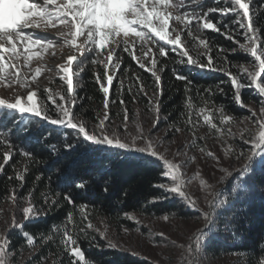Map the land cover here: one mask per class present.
<instances>
[{
  "label": "trees",
  "instance_id": "1",
  "mask_svg": "<svg viewBox=\"0 0 264 264\" xmlns=\"http://www.w3.org/2000/svg\"><path fill=\"white\" fill-rule=\"evenodd\" d=\"M197 4L200 9L206 10L213 6L222 7L227 4V0H203L202 4L199 3V0H193V6L188 7V10H193ZM250 12L253 15L257 35L264 41V0H252ZM210 18L221 25L228 24L235 19L232 16L222 17L219 13H213ZM192 31L197 32L195 25ZM226 31L232 33V40L212 30L200 32L201 38L206 36L213 45L209 54L215 57L217 51L222 47L228 50L224 66L228 67L231 72L237 73L245 67L252 70L253 58L250 57V54L241 50H237L235 54L232 52L233 48L239 49L240 43H247L244 39V30L233 24ZM167 50L168 56L160 57L157 53L155 58L158 62L157 68L160 69L158 74L161 76L163 89V95L160 97L162 100L161 114L168 117V122L161 120L156 129H153L154 132H157V129H165L167 132L168 123L175 122L182 130L179 133L170 132L168 137L183 134L190 139L191 154H202L201 149L205 150L216 142H220L222 145L224 142L225 144L230 143L235 153L227 155L228 174L224 175L214 188L215 196H218L217 203L226 201V204L215 212V236L210 241L203 242L201 259L207 260L210 264H260V261L264 260V169L258 163H254L252 170L240 176V179H247L251 176L250 197L243 198L240 189L237 190L240 198H237V193L231 192V189L239 182L236 179L237 174L247 163L245 158H238L237 154L240 152H243L245 156L249 154V138L259 131V129L254 130L249 126H241V123L246 120L245 117L253 119L248 109L255 111V108H260L259 98L253 91L254 86H248V81H244L246 88L242 91V99L248 108L237 107L232 102L233 89L226 75L219 71L201 73L196 69L190 70L186 64L180 63L178 53L172 52L171 46H168ZM119 51L121 68L117 71L109 92L108 112L111 123L108 126L113 130L123 129L125 109L128 112L131 108L136 109L135 115L140 118L144 117L150 120V116L154 117L148 104L149 97L153 95L155 88L151 72L140 68L137 61L132 60L122 49ZM201 59L206 61L207 57L201 55ZM173 69L192 80V83L188 85L190 92H185V82L175 78ZM102 72V65L86 63L79 76L74 77V82L78 80L79 85L76 87L78 98L73 110L78 118L87 123L89 129L98 123V118L103 119L104 116L105 97L99 85L95 83L94 77V73ZM240 74L243 75L242 71ZM137 77L139 80L136 79ZM121 80L123 87L120 84ZM140 82H143L148 92L147 96L137 93ZM130 87L132 92L128 91ZM220 88L224 90L225 94L222 95L218 91ZM205 89H211L210 97ZM134 94L136 95L135 99H133ZM121 100L124 101L123 104L120 103ZM205 101H209L207 105ZM189 103L191 104L190 108L187 107ZM221 105H224L226 114L233 115L235 119L229 124H221L219 113L213 111V122L220 129L218 132L205 124L203 117L198 116L197 113L201 108L215 109ZM189 112L192 114L194 128L186 123ZM132 119L133 117L128 116L127 122ZM197 120L199 123H196ZM15 123H19L18 117ZM9 130L13 132L10 139L15 147L13 158L5 166V174L0 175V210L13 204L9 198L13 191H16L18 197L24 198L18 201L22 206H26L27 194L32 191V202L35 206L46 209V215L42 214L38 220L29 221L25 225V230L32 234L36 241L34 249L26 246L20 233L12 232L11 238L15 245V250L10 256L12 261L20 263L26 255L25 264H37L40 257L46 256V264H61V262L68 264V257L61 243V235L67 224L68 212L74 214L75 227L68 225L74 235L79 234L81 227H86L88 221H82L79 208L81 204L88 205L84 209V214L88 216V220L93 226H96L95 219L97 218L106 222L109 228L116 233L125 229L140 230L144 235H148L155 245H166L168 260L176 259V254L173 251L174 242L161 233L152 236L149 227L142 224V219L153 221L162 218L164 214H169V218L190 221L198 220L200 213L183 206L177 198H169L155 204L147 202L152 196L161 195V190L154 188L153 184L171 183L170 178L162 176L163 167L153 169L140 160L110 157L95 152L82 142V138L81 141H78L71 129L65 130L48 124H36L30 126V129L17 133L10 124ZM3 135L8 138L7 132ZM244 140H249V144H245ZM66 142L74 145L69 151L64 149ZM5 150V147H0V163H3L2 156ZM21 151L32 153L34 159L28 160L20 155ZM25 169H27L26 172ZM101 169H105V171L102 173ZM17 172H22L25 175L22 186L15 179L8 180L9 176L15 177ZM37 176L40 177L39 180L36 179ZM80 179L88 182L89 189L85 190L86 194L82 193L80 197L76 198L74 207L63 199V195L66 192L75 195V191L78 190H74L72 185ZM106 184L108 186L107 193L103 191ZM42 194H47L50 201L58 200L59 204L47 210ZM126 212L135 216L136 219H127L124 215ZM14 214L17 220L22 221L20 209L15 207ZM54 225L61 229V233L55 232ZM87 231L90 235L95 236L96 242L101 245L100 249L96 246L90 248L88 240L80 234L79 244L85 251V258L89 259L90 264H95V262H99V264H154L150 259H146L129 248H123L119 244L116 249H110L106 246L107 240L102 239L94 228L87 229ZM100 232H106L108 238L109 231L102 229ZM48 235H52L53 240L42 242L40 237ZM21 245H25V247L21 249ZM160 262L167 263L166 259H160Z\"/></svg>",
  "mask_w": 264,
  "mask_h": 264
},
{
  "label": "snow or ice",
  "instance_id": "2",
  "mask_svg": "<svg viewBox=\"0 0 264 264\" xmlns=\"http://www.w3.org/2000/svg\"><path fill=\"white\" fill-rule=\"evenodd\" d=\"M202 4L203 0H199ZM250 3L252 0H227V4L222 7H208L206 10L199 8V4L189 11L188 7L193 6V0H0V82L11 88L13 84H19L21 87L28 88L29 81L27 77L22 78L20 72L21 65L18 61L23 58L24 66H28L34 58H42L43 53L53 49L60 41L64 45L74 50L76 54L68 55L65 63L57 65L56 71L59 74V79L66 85L64 94L59 92L53 93L51 90H46L47 100L51 101V105L41 103L39 106L34 101L37 95L35 91H28L27 101L22 103L21 97L17 96L14 102L8 99L0 98V147H5L3 151V163H0V175L5 174V166L13 158V149L15 145L11 142L10 137L13 132L9 130V125L12 124L17 133L30 129V126L36 124H48L62 129H71L78 141L86 143L90 149L95 152L117 158H125L128 160H140L147 166L153 169L163 167L162 176L170 178L171 183L153 184L154 188L161 190V195L152 196L147 202L158 203L169 198H177L179 202L192 209L200 212L204 221L203 229L196 234V251L202 247L203 242L210 241L215 236L216 218L215 212L222 208L226 201L217 203L218 196L208 201L209 210L206 212L197 208V201L187 195L184 191L186 183L181 178L180 169L182 164L174 163L167 158L168 147L165 146V139L168 133L181 132V128L175 122L168 123V131L164 137H156L153 135V129L164 120L168 122V117L161 114L163 95L161 87V76L158 74L160 69L157 68V60L152 49L147 47L149 42L158 46V54L160 57L169 55L168 46H171V51L178 53L180 63L186 64L190 70L196 69L198 72H221L229 78L231 88L233 89L232 102L240 108H248L245 101L242 99V91L246 88L245 80L248 81V86H254L253 91L259 98L260 104L259 114L248 109L251 112V117L257 123L259 129L257 134L252 135L250 139L249 154L245 156L243 152L237 154L238 158H245L247 163L237 174L236 179L239 182L231 189L232 193H237V198H240L237 192L240 189L243 193V198H248L251 195V176L247 179H240V176L252 170V165L258 163L264 169V41L257 35V29L254 27L253 15L250 12ZM228 5H231L230 7ZM213 13H219L222 17H235L228 24H218L210 17ZM175 21L182 25L183 29L187 30V35L192 37L193 47L188 49L187 45H182V32L176 27L171 26L170 22ZM233 24L238 25L244 30V39L247 43H240L239 49L233 48V54L237 50H241L246 54H250L253 58L252 70L243 68L237 73H233L228 67L224 66L226 60L227 49L220 48L215 57L209 53L213 49L211 41L205 36L203 38L193 35L192 28L195 25L196 31L212 30L218 34H223L229 40L233 39L231 32L226 31ZM50 29H56L57 38H50L42 33H47ZM171 29V31H170ZM39 30V32L35 31ZM176 33L175 36L172 33ZM83 37L82 42L78 40ZM131 38V39H130ZM198 40V44L195 41ZM238 42V41H237ZM139 45V52L143 53V57L150 54L153 56L149 62L150 67H146L141 56L136 54V46ZM200 46L205 50L203 53L197 52L195 56L190 54L196 51ZM127 53L132 60L137 61L139 67L151 72L154 80L155 88L153 95L149 97L148 104L150 111L154 113L152 128L145 131L144 128L138 127L135 134L128 130L127 120L128 111L124 112L123 132L113 130L108 125L111 123L109 109V92L113 85L117 71L121 68V50ZM35 50V51H34ZM201 55L207 57L206 61L201 59ZM83 58V59H81ZM184 58H187L186 60ZM219 61V63H217ZM86 63L91 65H102V73H94L95 83L99 85L100 90L104 94V116L103 119L98 118V123L93 128L89 129L85 121L79 120L74 112L77 95L76 87L79 81L74 82V77H78L79 73L84 70ZM6 64L8 67H6ZM9 68L15 71L9 72ZM41 69L38 67L31 80L35 81L40 74ZM175 78L185 82V92H190L188 85L192 80L188 76L175 72ZM242 71L243 75L240 74ZM139 80V77L136 78ZM123 87V81L120 82ZM132 92L131 87L128 89ZM218 91L223 95L222 88ZM205 92L211 96V89H205ZM137 93H143L145 96L148 92L140 82ZM59 97V100L56 97ZM136 98L134 94L133 99ZM191 98L189 97V100ZM209 101H205L206 105ZM124 103L123 100L120 101ZM214 103V102H213ZM187 107H191L189 103ZM213 111L219 113L221 124H229L234 121L233 115L226 114L224 105L215 109L201 108L197 115L202 116L204 123L212 129L220 131L217 124L213 122ZM184 115V113H181ZM19 118V123H15ZM248 117H245L247 119ZM108 122V123H106ZM186 123L193 128L195 124L192 120V114L189 112ZM196 123H199L197 120ZM7 132L8 138L4 137ZM127 133V135H125ZM31 132L29 131V135ZM231 135V130L229 129ZM195 138V134L193 133ZM130 137V138H129ZM243 139V135L241 137ZM67 140V137H65ZM245 144H249V140H244ZM74 147L72 143H65L64 149L71 150ZM163 149V151L161 150ZM203 151V149H201ZM234 153V149L229 145L225 155ZM179 155V150L176 153ZM20 155L33 160L32 153L21 151ZM208 156L216 159L213 153L209 152ZM259 158V160H257ZM194 159V158H192ZM162 162V163H161ZM185 161L184 163H188ZM220 160L217 159V164ZM27 169H25V172ZM57 171H60L57 169ZM102 173L105 169L100 170ZM220 171L226 175L227 169L220 168ZM15 179L22 186L25 180V175L22 172H17L15 177L9 176L8 180ZM40 179L39 176L36 177ZM103 179V176H102ZM223 179V177L221 178ZM203 183V181L201 182ZM75 195L72 193H64L63 199L70 205L75 207L76 198L82 193L86 194L85 190L89 189V184L86 180L80 179L72 185ZM103 191L108 192L107 184ZM43 195V203L50 210L54 205H58V200H49L47 194ZM33 192L27 194L26 206L18 203L24 199L18 197L16 191L12 192L9 197L14 205L20 209L22 213V221H18L15 216L12 217L8 233L0 237V264H10V254L15 250L14 242L11 234L13 231L21 234L22 239L26 242V246L30 248L36 247L34 236L25 230L27 222L38 220L42 214L46 215V209L37 207L32 202ZM88 205L81 204L82 221H88L86 227L79 229V234L74 235L69 230L68 225L75 227L74 214L68 212L66 216L67 224L65 225L61 243L68 257V264H90L89 259L85 258V251L81 249L79 239L81 235L88 240L89 247L96 246L101 248L96 242L95 236L89 234L87 229H92L94 226L88 220V216L84 214V209ZM129 220H135V216L129 213L124 214ZM165 221L169 219V214H164L162 217ZM227 226V225H226ZM56 233H61V229L53 226ZM51 231V230H50ZM99 232L102 239L107 240V247L116 249L118 245L113 240L107 238L106 232ZM127 231V229H125ZM162 235V234H161ZM42 242L53 240L52 235L41 236ZM21 249L25 245L20 246ZM189 255H192L193 249L188 248ZM47 257L42 256L37 261V264H46ZM62 264V262H61ZM99 264V262H95ZM188 264H198L193 256ZM264 264V260L260 261Z\"/></svg>",
  "mask_w": 264,
  "mask_h": 264
},
{
  "label": "rangeland",
  "instance_id": "3",
  "mask_svg": "<svg viewBox=\"0 0 264 264\" xmlns=\"http://www.w3.org/2000/svg\"><path fill=\"white\" fill-rule=\"evenodd\" d=\"M40 2H42V0H40ZM170 25L176 27L178 31L182 32L181 46L187 45L188 49H192V37L187 35V30L183 29V26L177 24L175 21H171ZM35 31L39 32V30ZM42 34L47 35L50 38H57L56 29H50L47 33ZM175 34L176 33L174 32L172 33L173 36H175ZM193 35L201 38L200 32H193ZM82 40L83 37L78 40V43L82 42ZM198 42V40L195 41L196 44H198ZM147 47L152 49V53H154L156 57V54L158 53V46L149 42ZM135 51L138 56L142 57L146 67H150L149 62L152 60L153 56L150 54L147 57H143V53L139 52V45L136 46ZM197 52H204L203 47L200 46L196 49V51H192L191 53L194 55ZM72 54L78 55V53H75L73 49L64 45L63 42L60 41V43H58L53 49L43 53L42 58H34L26 67L24 66L23 58H21V60L18 61L21 65L20 72L22 74V78L25 76L27 77L29 81L28 88L21 87L19 84H13L12 87L9 88L4 83L0 82V98L8 99L9 101L14 102L15 98L20 96L22 103H24L27 101L28 91L31 90L37 93L33 99L38 106L42 102L51 105L52 102L47 100L46 90H51L53 93L59 92L64 94L66 85H64L59 79V74L57 73L56 68L57 65L65 63L67 56ZM6 67H8L7 64ZM38 67L41 69L40 74L36 77L35 81H32L31 77L35 74V70ZM12 71L15 70L9 68V72ZM56 99L59 100V97L57 96ZM135 111L136 109L131 108L128 112V116L133 117L132 121L126 122L129 132L135 134L138 127L144 128L145 131L151 129L154 117L150 116V120L144 117L140 118L138 115H135ZM255 112L259 114V109L255 108ZM78 119L81 120L80 118ZM241 126H249L254 130L258 129L257 123L254 122V119L244 120L241 123ZM119 131L123 132V129ZM165 133V129H157V132H154L153 130V135L158 138L164 137ZM125 135H127V133H125ZM164 143L165 146L168 147L167 158L172 160L174 163L183 165L180 169V173L181 178L186 182L184 184V191L189 197L197 201L198 209L203 212L208 211V201L215 197L214 188L219 180L226 175L224 172L220 171V168H227L228 163L226 161L227 155H225V152L227 151L230 143L225 144L224 142L222 145L220 142H216L203 150L202 154L195 153V155L191 154L189 150L190 139L185 137L183 134L173 137L167 136ZM161 150L163 151V149ZM178 150L180 153L179 155L176 154ZM209 152L213 153L216 159L209 157ZM217 159L220 160L219 164H217ZM185 161L189 162L185 164ZM202 181L203 183H201ZM15 207L16 206L12 204L0 210V237L8 233L11 219L15 216ZM192 210L197 211L196 209ZM95 220L96 226H94V229H99V231L105 229L109 231L108 238L113 240V242L123 246V248H129L130 250L139 253L146 259H150L154 264H163L160 262V259H166L167 263L171 264H188V261L191 260L193 256L197 260L198 264H210L207 260L201 259V248L198 252L196 251V234L204 227V221L201 215L198 220L190 221H183L180 218H169L167 221L163 218L153 221L142 219V224L149 227L152 236L161 233L168 236L171 241L174 242L173 251L176 254V259L174 261L168 260L169 256L166 250V245H155L152 240H150V237L148 235H144L140 230H123L120 233H116L113 229L111 230L109 225H107L102 219L96 218ZM190 246L193 249L192 255H189L188 253V248ZM9 259L10 264H25L27 257L25 255L20 263L12 261L11 257Z\"/></svg>",
  "mask_w": 264,
  "mask_h": 264
}]
</instances>
